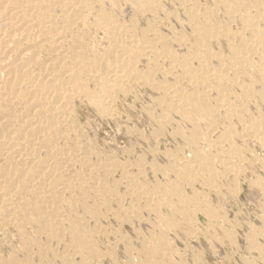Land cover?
<instances>
[{
    "label": "bare ground",
    "instance_id": "obj_1",
    "mask_svg": "<svg viewBox=\"0 0 264 264\" xmlns=\"http://www.w3.org/2000/svg\"><path fill=\"white\" fill-rule=\"evenodd\" d=\"M211 1L213 6H209L210 8L206 6L205 8L198 4L197 0H175V4L181 9V12H178L179 15L173 14L176 12L168 13V15L170 14V21H173L175 25L174 23L171 25L169 21L167 29L163 31L159 27L164 22L161 20L163 16L160 15L165 10L161 6V0H97L95 2L92 0H0V224L13 225L20 230L22 246L21 255H13L8 260L0 258V264H39L34 261V256L43 261L39 260L40 264H95L101 257L102 252L98 248L97 236L102 226L99 227L97 221L100 220L101 207L108 209L109 204L111 206V196L117 189L115 190L116 187L114 188V186L110 188L106 182L107 177L99 178L101 176L99 174L104 171L105 175L110 176L120 167L115 165L114 159V162L109 160L111 157L108 159L109 161L103 162L104 164L99 161V158L97 162L94 161L90 149L76 140L77 138L80 140L79 136L75 135L77 138L70 140L69 144L65 142L70 135L74 136L69 132L67 137V132L73 131L75 122H77V118L74 117L75 100L83 101L86 99L96 109V112L98 111L99 114L105 116L107 114L106 105L112 102L117 91L120 92L119 90H121L124 82L138 76L146 81H153L156 76H162L166 81L160 77L163 83H160L159 78L156 81L159 82L157 87L161 95L156 105L159 103L157 106L163 108L162 113L165 112L164 115L158 112L160 117L163 116L159 125L166 126V124L173 121L174 118L171 119L172 114H176L184 118V123L189 122L194 132V134L191 133V137L189 136L186 139L192 149L191 154L189 153V156L181 158H170V161L174 164L173 168L170 166L171 164L169 165L173 169L170 173L176 178L187 180L189 185L199 180L198 175H200L199 177H202V175L207 176V182H210L214 174H220L216 173L218 170L212 172L207 169L208 165H212L218 157L215 158V154H210L213 152H202L199 148L201 145H198L197 140L204 138L205 143L201 142L205 145L207 143L213 149H217L218 145L223 143L210 137L211 131L218 130L221 122L226 124L223 122L222 116L229 119L231 116L240 115L238 103H235V99L232 101L231 95H236L243 100V98L252 94L254 99L257 100L255 103L264 100L262 99L264 94V0ZM126 16H129L130 22L124 19ZM91 18L93 22L89 23ZM138 21H141L144 26L140 27L141 24ZM87 24L96 27L95 30L101 31L106 38L107 44L105 45L107 46L102 48L104 52L90 47L87 36L91 33L90 29L86 30L88 29ZM180 26L184 28L187 35L182 34V31L179 32L178 28ZM87 31H89V34ZM88 38L90 39V37ZM92 44L94 45V43ZM139 63H144L147 66L146 71H139ZM167 78L174 79L176 82L170 86L172 83H166ZM136 79L138 80V78ZM181 82L182 84L183 82L188 83L189 89H187L188 86L186 89L184 87L182 89ZM152 85L154 84L152 83ZM155 87L154 89H156ZM155 100L157 101V99ZM246 106L245 108L249 110L250 107ZM261 107L260 109H262ZM156 110L153 111L154 114ZM241 110L243 109L241 108ZM248 110L244 111L247 112ZM244 111L242 112L245 113ZM154 116H152L153 120L156 119V116ZM262 119L264 120V115ZM156 120L159 121V119ZM238 120L243 125L250 119L238 116ZM251 120L255 122L256 119L254 117V120L252 118ZM202 121L206 124L208 130V133L203 135L200 132L201 129L204 130L200 126ZM228 121L230 123V120ZM252 121H249V123ZM260 123L264 124L263 121ZM236 125L238 124L236 123ZM181 126L183 127H181V131H183L185 125ZM233 126L237 128L235 125ZM233 126L231 127L233 128ZM186 127L184 134L185 131H188ZM162 128L164 129V127ZM222 128H224V125ZM227 128L233 130L230 126ZM250 128H254V126ZM156 131L159 133V130ZM177 133L176 135H179ZM230 134L231 132L226 131L224 136ZM176 135L173 134V136ZM235 135L232 134L233 137ZM239 140H241V135ZM254 141L257 142L258 140L254 139ZM234 142L233 144H235ZM204 146L202 147L204 148ZM234 147L225 149V154H229L228 157L234 153L233 150L238 153V148L236 147V150ZM229 158L231 160V157ZM229 160L224 162L223 159V162H221L225 174L226 171H231L237 166H235L237 162H229ZM236 160L238 161V159ZM142 167L143 165L138 168L137 165L136 168L142 170ZM154 167H157L156 164H154ZM201 171H203L202 175L200 174ZM141 172H139V175H141ZM122 175H126L125 171ZM133 176L136 179V176ZM140 177L138 178L140 179ZM138 178L136 180L133 177L131 180L129 179L128 183L131 189L128 187L127 189L131 190L132 194L134 193L133 189L138 190V193L146 192L147 194L148 187L140 184ZM223 178L225 177L223 176ZM165 183L167 184V182ZM116 185L120 184L117 183ZM161 187L158 194L169 193L173 197L180 198L178 204H182L184 207L177 211L186 215L185 208L192 200L185 199L180 188L175 187V185L165 190ZM155 191L157 190L155 189ZM153 193L155 194V192ZM119 197L117 196V198ZM123 199H120V203ZM132 199H130V202ZM153 199H155V196ZM143 200L142 202L145 201ZM152 202L154 203V201ZM128 203L126 202V204ZM160 203L158 204L160 205ZM133 207L135 208V206ZM214 207L216 208V206ZM119 208H116V210ZM211 208H207L208 217L214 218ZM119 210L116 212H119ZM163 210L165 209H162L161 212ZM111 212H114V210ZM126 215L128 217L127 213ZM136 216L138 215L136 214ZM142 217L144 218V216ZM153 217L158 218L156 215ZM143 218L140 221H143ZM162 219L164 221L168 218ZM169 219L173 220L170 217ZM28 226L32 227V236L26 231ZM146 227H149V224ZM101 229L103 230V227ZM143 232L145 231L143 230ZM103 233H105V230ZM248 233L250 234V232ZM227 235H229L228 232ZM172 246L175 247V245ZM114 247L116 248L115 245ZM114 247L112 246V248ZM125 248L127 249V247ZM128 248L132 250L130 247ZM145 250L144 255L147 256L145 260L140 263H137L139 260L136 263L130 262L129 264H159L156 262L157 257L163 256L164 251H166L165 237L159 235L152 238L151 242L145 241ZM139 252H135V256ZM132 253L134 254V252ZM255 254L257 253L255 252ZM106 256L109 255L106 254ZM187 257H189L188 254ZM174 258L177 259L179 256Z\"/></svg>",
    "mask_w": 264,
    "mask_h": 264
},
{
    "label": "rangeland",
    "instance_id": "obj_2",
    "mask_svg": "<svg viewBox=\"0 0 264 264\" xmlns=\"http://www.w3.org/2000/svg\"><path fill=\"white\" fill-rule=\"evenodd\" d=\"M92 1L95 2L97 0H92ZM162 1H163V3H162ZM175 3H176L175 0H161V6H163L164 7L163 10L164 9L165 10L163 11V14L160 15V16H163V17H161L162 22L164 21L163 23H161L159 25V27H161L160 30L163 29V31H164V29H167V26L169 25L168 22L170 21V18H169L170 14L168 15V13L172 14L173 12H176L173 14H178V15L180 14L178 12H181V9H179ZM197 3L200 4L201 6L205 7V8H206V6H207V8H210L213 6V2L211 0H197ZM175 7H177V8H175ZM128 17L129 16H126V18H124V19L126 21L128 20L130 22V19ZM164 17L166 20L164 19ZM91 20H93V19L91 18L89 20V23L93 22ZM125 20H123V21H125ZM138 22L141 24V25L139 24L140 27L144 26L141 21H138ZM126 23H128V22H126ZM173 23L174 22L172 21L170 24L173 25ZM174 25H175V23H174ZM86 26H88V29H86L87 28ZM86 26H85L86 27L85 29L86 30L90 29L89 31L91 33V34H89V31H87V33L89 34V35L87 34L88 35L87 36V42L90 41V43H89L90 47L91 48L93 47L96 50L99 49V50H101L100 52H104L102 48L107 46V45H105V44H107V42L105 41L106 38L103 36L102 32L101 31L99 32L97 29L95 30L96 27H94V26L92 27L91 25L89 26V24H87ZM179 28H178V30H180L179 31L180 33L182 31V34L185 33L187 35L184 28H182V27L180 29ZM165 32H166V30H165ZM88 37H90V39ZM101 37H102V39H101ZM91 40L94 42H92ZM102 40H104V41H102ZM100 42H101V44H100ZM92 43H94V45ZM146 67L147 66L144 63L143 64L139 63L138 68H139V71L141 70L140 72L146 71ZM159 77L162 78V76H160V75H159ZM159 77L156 76L154 78L155 80L153 79V81H146L145 79L142 80V78L140 76H138V77H136V78H138V80L136 78H133L131 80H128L127 82H124V84H122L121 90H119L120 92L117 91V93L114 95V97H116V98L113 97V99L115 101L112 99V102L109 104L110 106L106 105L107 107L105 110L107 111V114H105V116H104V114L103 115L99 114L98 111L96 112V109H94L86 99H84L83 101L78 99V100H75L76 102H74L75 103V105H74V109H75L74 110L75 111L74 117H75V119L77 118L76 121L78 122V124H77V122H75V129H73V131L67 132V137L69 136V132H70V134H74V136L70 135L71 138H69L70 137L69 136L68 140H66L65 142L69 144L70 140H72V139L74 140L75 138H77L76 136H79L80 140H79V138H77L76 140H78L81 143V145L85 144L84 147L87 146V148L90 149L91 156H94L93 157L94 161L97 162L100 159L99 161L102 164H104L103 162H106V160H108L111 157L109 160L113 161V159H114L115 162L114 161L113 162L115 163V165L117 167H120V168H118L119 170H116L117 173H115L116 171L113 172V175L112 174H110V176L105 175L104 171H101L102 173L100 172V174H99V176L101 175L99 178H104L106 176L107 177V178L105 177L106 180L107 179L109 180V182H108V180L106 181L107 184L109 185V187L111 188L114 186V188L116 187L115 190L117 189V191L113 192L114 194H112V196H111V202L112 203L110 202L111 206L109 204V208H108L109 210L105 209L104 207H101L100 220L97 219L98 220L97 223L99 222L98 226L103 227V230L101 229L102 227H100L99 234L100 233L101 234L100 235L98 234V236H97V239H98L97 242L100 244L99 245L97 243L98 248H99V250L101 249L100 251L102 253H101L100 259H98V261L95 264H118V263L119 264H127V263L129 264L130 262L136 263L139 260L140 261L137 263H140L141 261H143L147 258V256L144 255V252L146 251L145 250V241L151 242L152 238L157 237L159 235H163L165 237V250H166V251H164L165 253L163 254V256L160 255L157 257L156 262H158L159 264H161V263L162 264H200V263L201 264H206V263L207 264H256V263L257 264H264V258H263L264 247L262 248V246H264V205H263L264 204V124L260 123L262 121L264 122V120L262 119L263 115H264V111L261 112L262 110H264V103H263L264 100L263 101L260 100L261 102L258 101L255 103V101H257V100L254 99L252 94H251L252 96L249 94L250 96L248 95V97L243 98V100L240 99V97H238L236 95H231L232 101H234V99H235V103L236 102L238 103L237 105H238V108L240 109V111H239L240 115H238V116L239 117L241 116V118H244V119L245 118L248 120L250 119L249 121H252L251 118L254 120V117H255L256 120H255V122L252 121L253 124H251L252 122L249 123V121L246 123H243V125H244L243 126L242 122H240L238 120V116H236V115H234V117L236 116L235 118L233 116H231V118L229 117V119H227L228 117H226V116H222V120L226 124L221 122L219 127L221 129H224V130H221L218 127L220 130L216 129L213 132L211 131V137H210L213 140L223 142V143H220L218 145V147H217L218 150L214 148L218 152L217 151L215 152V150L213 148H210L207 143L205 145L204 144L205 141H203L204 138L197 140L198 145L199 146L201 145L199 148L202 152H207V153L213 152L210 154H212V155L215 154L214 155L215 158L218 157V158H216L215 162L212 163V165L211 164L208 165L207 169H210L212 172H216L218 170L216 173H218V174L220 173V174L219 175L214 174V177L212 178V180L210 182H207L208 177L202 175L203 171H201L202 173H200V174L202 175V177H199L200 175H198L199 180H197L194 184L189 185L187 180H181V178H176V177H174V175L172 173H170L171 170H173L172 168L174 166L173 162L170 161V158H174V159L179 158V157L181 158L183 156H189L191 154L192 149L188 144V140H186V139L189 136L191 137L192 134H194V132L192 131L191 124L189 122H185L186 123L185 124L184 118L182 116L179 117V115H176V114H174V115L172 114V117H171V119L176 118L175 119L176 121L173 119L174 122L171 120L172 122H170L169 124H166V126L165 125L164 126L159 125L160 119H162L161 117H163V116L160 117V114L164 111L163 108H159V106H157L159 103L156 105V103L159 102L158 99L160 100L159 97H161L160 92L158 91V87H157V85H159V82L158 83L156 82V81H158ZM160 78H159L160 83L161 82L163 83V80L166 81V79L162 78L163 80H160ZM167 80L168 81L166 83H169V84L172 83V84H170V86L173 85L174 82H176V81H174V79H168L167 78ZM144 82H145V84H144ZM146 82H149V83H146ZM150 82H151V84H150ZM152 83L154 85H152ZM155 84H156V87H155ZM149 85H151V86H149ZM153 86L156 89H154ZM180 86L182 89H183V87H184V89H186L188 86L187 89H189L188 83L185 84L183 82V84H182V82H181ZM259 86H261V85H259ZM122 89H124V90H122ZM155 99H157V101ZM262 99H264V94H263ZM240 100L243 102V106H242V102ZM238 101H240V102H238ZM253 103L255 105H257V104L258 105L255 107V105ZM246 104H247V106H246ZM250 104H252V105H250ZM155 105H156V107H155ZM261 105H262V107H261ZM245 106L250 107V109L248 110V108H245ZM260 107L262 109H260ZM241 108L243 110H241ZM155 109H157L158 111L156 110V112L154 114L153 111H155ZM258 109L261 111H259ZM244 110H248V111L246 112ZM242 111H244L245 113H243ZM76 114H78L79 116L78 115L76 116ZM164 114H165V112L162 113V115H164ZM152 116H154L156 119H159V121L156 119L153 120ZM224 118L226 119V121ZM231 119H233V120L231 121ZM259 119H261V120H259ZM228 120H230V123ZM179 121H181V122H179ZM182 121H183V123H182ZM171 123H172V126H171ZM179 123H182L181 125H183V126L185 125L184 129L188 125L186 127V129L190 133L188 131H185V134H184V129H183V131H181V129L183 127ZM236 123L238 125H236ZM223 125H224V128H222ZM233 125H235L237 128H234ZM200 126H201V128H204V130L203 129L200 130L202 135L208 133V130L206 129L207 126H206V124H204L203 121L200 123ZM226 126L227 127L230 126V128H232L231 126H233V128H232L233 130L227 128ZM245 126H248V127H245ZM249 126L250 127L254 126V128H250ZM162 127H164V129L166 127V129L164 130ZM177 127L180 129L178 130ZM189 127H191V128H189ZM155 129L159 130V133ZM238 129L240 130V132H238L239 131ZM252 129L256 132H254ZM175 131H176V133L179 132L177 134H179L180 137H179V135H176ZM219 131H221V132H219ZM223 131L231 132V134L228 135L230 138L226 135L224 136L225 132L223 133ZM235 132L236 133L238 132V133L236 134ZM161 133H163V134H161ZM172 133L174 135H176L177 137L173 136ZM248 133H249V135H248ZM232 134L235 135L236 137L235 136L233 137ZM183 135H185V136L181 137ZM240 135H241V140H239ZM247 135H248L249 139L247 138ZM250 135H251V138H250ZM72 136H73V138H72ZM238 136H239V138H238ZM243 138L246 141H244ZM254 139L258 140V141L256 142V141H254ZM201 141L204 143H202ZM227 141H228V143H226ZM229 141H230V143H229ZM233 142L235 144H233ZM185 143H187L188 146ZM230 144H231V146H230ZM204 145L207 147H205ZM181 146H182V148H181ZM202 146H204V148ZM232 146L233 147L235 146L234 148H236V147L238 148V150L236 148L238 153L235 150L231 149L236 154L233 153L232 155H230L229 157H231V160H229L230 158L227 156L229 154H227V153L225 154V149H230V147L233 148ZM179 147H180V149H179ZM187 147H189V148H187ZM222 148H224V149H222ZM187 149H188V151H187ZM210 149H212V150L210 151ZM220 149H222V150H220ZM97 150H99L100 152ZM184 151H185V154H184ZM220 151H221V153H219ZM169 152L173 153L174 155L170 154ZM165 154L167 156H169V155L170 156L167 157ZM221 154L224 156H222ZM239 158L241 160H245V161H241ZM223 159H224V162H228V160H229V162H231V161L237 162L235 164V166L236 165L237 166L234 167L231 171H226V174H225V170L223 168V165L221 164V162H223ZM225 159H228V160H225ZM236 159H238V161ZM122 161H124V162H122ZM132 161L136 164H134ZM142 161H143V163H142ZM144 161H145V163H144ZM219 161H220V163H219ZM152 163L156 164L157 167L155 168L154 164H152ZM216 163H218L217 166H216ZM117 164H120V165H117ZM149 164H151V166H149ZM137 165H138V168H139V166L143 165V167H142L143 169L139 170L138 168H136ZM169 165L172 168H170ZM219 165L221 168L219 167ZM131 166H133L134 168ZM159 166H160V168H159ZM167 166H169V167H167ZM202 167H204V166L202 165ZM209 167H211V168H209ZM121 168H123V169H121ZM153 168H155L154 170H156V171H154ZM215 168H217V169H215ZM166 169L168 170V172ZM130 170H132V171H130ZM158 170H161V171L159 172ZM165 170H166V172H165ZM240 170H241V172H240ZM122 171L123 172L125 171L126 175H122V173H123ZM126 171H127V173H126ZM140 171H142L141 175H139ZM167 173H168V175H167ZM223 173H224V175H223ZM132 174L136 176V179L141 176L140 179L138 178V180H139L140 184H143L145 187L146 186L148 187L147 188V194H146V192L145 193H138V190H136V189H133L134 193L132 194V191L127 189V187L130 188L129 183H128L129 179L131 180L132 177L135 179V177ZM163 174H165V175H163ZM221 175H222V177H220ZM240 175H241V177H240ZM154 176H155V178H154ZM223 176L225 178H223ZM122 177H124V178H122ZM115 180H117L118 182ZM146 180H147V182H145ZM215 180H217V181H215ZM165 182H167L168 185ZM117 183L120 185H116ZM148 183L151 185L149 186ZM160 183H161V185L163 184L162 187H161ZM184 183H185V185H184ZM235 183H236V185H235ZM124 184H125V186H124ZM177 184H179V185H177ZM210 184H211V186H210ZM126 185H128V186H126ZM174 185H175V187L180 188V190L182 191V193L184 195L183 197L185 199H187V200L191 199L192 200V202L187 206V208H185V211L187 213L186 215L177 211V210H180L184 207L182 204L181 205L178 204V200L180 198L173 197L172 195H169V193H163L164 195L158 194V193H160L159 192L160 187L163 188V190H165L168 187L174 186ZM213 185H214V187H213ZM155 189L157 191H155ZM186 189H187V191H186ZM118 190H120V191L118 192ZM135 190H136V193H135ZM153 192H155V194ZM136 194H137V196L135 197ZM142 194H143V196H142ZM119 195H120V197L121 196L122 197L120 198ZM156 195H158V196H156ZM117 196L119 198H117ZM154 196H155V199H153ZM122 198H124L125 200L124 199L121 200V203L123 201V203L121 204L120 199H122ZM132 198H134V199H132ZM163 198H165V199H163ZM130 199H132L131 202H130ZM150 199H153V200H150ZM126 200H128V201H126ZM142 200L144 202H142ZM198 200H200L202 202H200ZM152 201H154V203ZM126 202L127 203L129 202V203L126 204ZM133 202H134V204H133ZM139 202H140V204H139ZM159 202L162 203V206H161V203H160V205L158 204ZM169 202H171V203H169ZM119 203H120V205H119ZM135 203H136V205H135ZM141 203L143 204V206ZM201 203L203 204L202 206H201ZM116 204H117V206H116ZM163 205L166 207L164 208ZM125 206H127V207H125ZM133 206H135V208ZM175 206H176V208H174ZM209 206H211L213 208H211ZM214 206H216V208ZM119 207L123 208V209L121 210ZM111 208H114V209H111ZM116 208H119L120 210L119 209L116 210ZM207 208L212 209L211 212H213L214 218L208 217ZM129 209H131V210L129 211ZM162 209H165V210H163V212H161ZM173 209H175V210H173ZM113 210H114V212H111ZM118 210H119V212L121 211L120 214H119V212H116ZM124 210L125 211L128 210L129 213H128V211L125 212ZM132 210H134L133 211L134 213L131 212ZM150 211H152V212H150ZM114 213H115V215H114ZM126 213L128 214L129 219H128ZM148 213H150V214H148ZM190 213L194 216H192ZM132 214H133V216H132ZM136 214L138 216H136ZM155 215H156V217L161 215L160 216L161 219L159 220L160 217H158V218L153 217ZM142 216H144V218ZM184 216H186V217H184ZM131 217H133V218H131ZM169 217L172 218L173 220H170ZM142 218H143V221H140V220H142ZM162 218H165V219L168 218V219L163 221ZM156 219H158V220H156ZM131 221L132 222L134 221V222L132 223ZM135 223H136V225H134ZM156 223H157V225H156ZM148 224H149L150 228L152 226L151 229H148L149 227H146V225L148 226ZM167 224H170V225H167ZM215 225L216 226L218 225V226L216 227ZM250 225H253V226L251 227ZM145 227H146V229H145ZM155 227L158 228L159 230L156 229ZM141 228H143V229H141ZM116 229H119V230H116ZM210 229H212V230H210ZM256 229H257V231H256ZM104 230H105V233H103ZM143 230L145 232H143ZM156 230L158 233L156 232ZM26 231L30 236L33 235L31 226L30 227L28 226ZM138 232H140V233H138ZM227 232L229 233V235H227ZM248 232H250V234ZM115 233H117V234H115ZM118 233H119V235H118ZM212 235H213V237H212ZM103 236H105V237H103ZM127 236H128V238H127ZM130 236H132L133 239H132V237L130 238ZM20 237H21V232L15 226L0 224V258L1 259L4 258V260H8V259H10L11 256L13 257V255H21L22 246H21V238ZM108 239L110 241H107ZM221 239H222V241H221ZM116 240H118V241H116ZM121 240H124V241L122 242ZM128 240H129V242H128ZM137 242H139V243H137ZM110 243L112 244L113 247L115 245L116 248L115 247H114L115 249L112 248ZM172 245H175V247L176 246L177 247L175 248ZM125 247H127L128 250ZM128 247H130L132 250H130ZM138 247L142 248L143 250L142 249L139 250ZM171 248H172V250H171ZM261 249H262V251H261ZM141 250H142L143 254H142ZM138 251L141 252V253L139 252L140 255H138L139 253H137V256H135L136 255L135 252H138ZM194 251H196V252H194ZM254 251L257 254H255ZM132 252H134V254ZM104 253H106L109 256H106V254H104ZM110 253H112L114 255L112 256V254L110 255ZM176 254H177V256H175ZM187 254L189 257H187ZM178 256H179V258H177ZM126 257H127V259H126ZM160 257H162V258H160ZM174 257H176L179 261L177 259H175ZM38 258L39 257L34 256V259H35L34 261H36L40 264V262H39L40 259H38ZM132 259H134V260L137 259V260L134 261ZM190 259H191V261H190ZM128 260H129V262H128ZM40 261H42V260H40ZM116 261H117V263H116ZM125 261H127V262H125ZM198 261L199 262L201 261V262L199 263Z\"/></svg>",
    "mask_w": 264,
    "mask_h": 264
}]
</instances>
